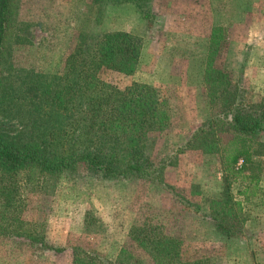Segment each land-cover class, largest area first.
<instances>
[{"label":"rangeland","instance_id":"374dc122","mask_svg":"<svg viewBox=\"0 0 264 264\" xmlns=\"http://www.w3.org/2000/svg\"><path fill=\"white\" fill-rule=\"evenodd\" d=\"M261 2L264 5V0ZM248 3L256 8L260 0H218L216 15L225 19L224 25H231L234 17L250 11ZM165 5V0L153 3L159 11ZM15 18L13 33L22 39L18 44L11 37L9 62L24 71L38 70L59 77L67 71L69 54L79 47L91 58L105 33L123 29L135 32L139 53L150 34L154 39L167 35L162 27L147 30L145 21L134 14V7L111 3L95 6L91 0H18ZM232 29L226 41L233 44V49L220 53L216 63L225 74L233 72L236 78L242 54H246L242 75L249 97L264 102V35L250 36L245 43L243 29ZM186 54H182L184 58ZM145 62L132 76L111 71H99V75L120 88L136 81L151 87L157 112L150 155L157 162L167 157L173 161L165 167L164 179L174 192L142 179L105 180L89 174L81 162L70 163L67 171L49 177L20 171L17 206L11 216L22 220L24 231L44 238L52 249L40 248L25 237H3L0 264H72L76 247L112 264H154L128 236L135 223L159 227L165 237L181 246L185 260L264 264V152L255 155L254 162L236 178L224 172L215 154L179 152L190 135L189 129L217 107H208L202 100L200 88L195 86L200 72L194 63L179 70L170 65L173 62H163L154 69L148 67L146 58ZM172 76L178 77L175 84ZM261 139L264 141V136ZM225 188L232 201L240 202L242 221L234 224L242 227L241 239L220 235L205 216L219 208Z\"/></svg>","mask_w":264,"mask_h":264},{"label":"trees","instance_id":"16d2710c","mask_svg":"<svg viewBox=\"0 0 264 264\" xmlns=\"http://www.w3.org/2000/svg\"><path fill=\"white\" fill-rule=\"evenodd\" d=\"M17 1L0 0V238L25 237L31 244L52 249L44 238L24 231L22 220L11 216L17 206L20 171L49 177L67 171L70 163L81 162L93 176L142 179L173 193L175 188L165 182L164 170L174 163L169 157L157 162L150 155L157 112L151 87L132 82L120 88L99 75V71L134 75L139 55L136 37L123 30L105 33L91 58L78 47L66 58L63 77L24 71L9 62L11 37L18 44L22 39L13 33ZM152 1L91 0L95 6L131 4L147 28L155 19ZM220 30L215 28L211 36L203 71L208 102L217 110L197 127L179 152L215 154L224 172L236 178L254 162L255 155L264 152V102L252 101L240 78L233 80L216 66L222 47ZM239 160L241 167L236 168ZM222 197L219 208L205 216L220 235L241 239L242 227L234 224L242 221L240 202L232 201L227 188ZM128 236L154 264H209L206 258L185 260L181 246L156 225L135 223ZM72 264L112 263L76 247Z\"/></svg>","mask_w":264,"mask_h":264},{"label":"crops","instance_id":"0c3cea01","mask_svg":"<svg viewBox=\"0 0 264 264\" xmlns=\"http://www.w3.org/2000/svg\"><path fill=\"white\" fill-rule=\"evenodd\" d=\"M154 1L155 0L152 1V10L155 15L154 22L151 27L147 28L146 25L145 27L147 30H150V32L153 31V28L156 26L162 27V30L167 32V35L158 36L157 39H154L150 34L149 37H147L148 43L145 42L146 39H144V43L142 44V48L138 55L136 70L139 66H144L146 64L145 58L149 61L148 67L151 69H154L155 67L159 68L163 65V62H173L172 64L170 63V65L178 67L177 69L179 70H184L194 63L200 72L196 81L198 84L195 86L196 88H200L199 90L202 100L204 99L205 105L207 104L206 106L209 105L208 107H210L207 91L203 83V71L214 29H221L220 35L222 38V47L219 49L215 60L216 63L220 53L222 55L225 52H229V49L233 46L232 43L230 44L226 41L228 40L226 39L228 38V34L230 32L233 33V31H231L233 30L232 27H240L243 29V34L241 35L247 37L246 41H244L245 43L248 42L250 36L264 35V5L261 0L259 5H256V8L254 5L251 6L250 3H248L246 6V8L250 9V11L248 10V13L244 16L234 17L231 25L229 22L224 25L223 22L225 19H220V17L218 18L216 15L218 7L216 8L215 3L218 0H165L166 5L164 7H160V11L156 7H153ZM118 5L129 6L130 8L134 7L131 4ZM258 9H260L259 12L257 11ZM134 14L140 20L144 21L135 7ZM123 31L129 32V30L126 29H123ZM129 33L135 36V32ZM169 46L173 47L171 48ZM174 51L177 54H175ZM170 52L172 53L171 55ZM186 52H188L189 55H187ZM182 54H186L187 58H184V55ZM242 58L243 61L240 63L241 68L238 72V76L234 78V73L232 71L231 76L233 80L240 78L242 80V84L245 88H247L242 71H244L243 67L245 66V62H247L248 56H246V54H242ZM164 59L168 60L163 61ZM216 66L220 68L217 63ZM173 75L178 76L175 72H173ZM178 77H171L173 84L176 83V80L178 81ZM155 82L157 81H154V83ZM179 82H181L180 79ZM210 115L211 114H209L208 117ZM205 119L201 120L198 124L189 129L190 135L188 138ZM188 138H186V140Z\"/></svg>","mask_w":264,"mask_h":264},{"label":"built area","instance_id":"2783aa9c","mask_svg":"<svg viewBox=\"0 0 264 264\" xmlns=\"http://www.w3.org/2000/svg\"><path fill=\"white\" fill-rule=\"evenodd\" d=\"M241 164H242V161L239 160L238 163H237V166H238V167H241Z\"/></svg>","mask_w":264,"mask_h":264}]
</instances>
